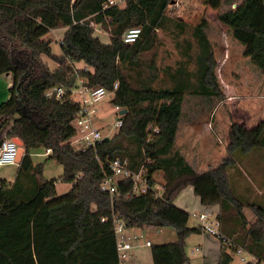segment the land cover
Wrapping results in <instances>:
<instances>
[{
    "label": "trees",
    "instance_id": "1",
    "mask_svg": "<svg viewBox=\"0 0 264 264\" xmlns=\"http://www.w3.org/2000/svg\"><path fill=\"white\" fill-rule=\"evenodd\" d=\"M172 1L128 0L124 7L105 8L106 0H0V74L13 76L10 96L0 103V138L17 136L25 147L14 181L0 177V264H122L115 215L128 227H174L176 240L152 244L153 264H185L190 259L188 236L203 230L190 227V212L174 203L189 183L204 203L220 204L217 218L227 238L221 241L219 264H233L238 246L264 260V204L238 196L229 173L239 151L264 147V121L253 127L233 121L227 156L201 173L175 149L188 90L225 97L207 19L202 16L193 25L196 45L187 40L188 61L194 59L197 66L196 83L184 65L171 72L174 84L156 86L155 60L142 58L157 44V29L170 22L178 35L188 29L187 21L168 13ZM201 2L218 10L220 21L264 74V0ZM100 23L110 32L109 44L94 35ZM61 26L68 29L61 41L63 54L56 55L49 33ZM134 26L141 27L140 36L125 42L124 32ZM44 55L59 67L52 70ZM80 60L94 71L76 68ZM79 77L108 90L118 81L110 103L128 109L111 137L81 150L70 141L77 133L73 119L81 106L69 90ZM57 85L68 91L62 98L47 96ZM155 126L159 132L148 140ZM40 148H51L48 158L63 164L61 179L72 184L67 193L58 195L57 180L43 177V163L33 158ZM117 157H128L133 169L146 163L152 182L155 173L163 171L162 196L128 195L129 179L119 181L115 196L101 190L103 178L112 173L109 162ZM246 207L254 213L252 222Z\"/></svg>",
    "mask_w": 264,
    "mask_h": 264
},
{
    "label": "crops",
    "instance_id": "2",
    "mask_svg": "<svg viewBox=\"0 0 264 264\" xmlns=\"http://www.w3.org/2000/svg\"><path fill=\"white\" fill-rule=\"evenodd\" d=\"M200 3L203 5L204 17L208 21L206 32L214 48L217 61L219 60L217 56H221L223 60L227 61L233 55L241 60L240 63L236 64V68L238 69L236 73H233L232 69H228L229 71L224 73L227 76V78L225 77L226 80L225 78L222 80L219 78V68L217 65V76L223 91L227 95L226 98L219 99L217 96H209L213 99L193 102V110L188 115L184 114L186 99L183 102L175 149L181 152L188 162L201 173L206 171L210 166L220 164L227 156V147L230 142V131L233 121L240 122L247 127H253L261 121H264V74L261 67L250 56L244 54L245 45L234 37L231 29L226 24L220 21L218 18V10L202 2ZM197 6L200 8V5ZM189 26L188 23L187 28ZM67 29L68 26H61L52 29L49 33L53 41L55 37L59 41L58 49L54 48L53 41L51 45L53 53L56 55L63 54L61 41ZM229 33L232 34V37L229 36ZM94 35L98 36L105 44L111 43L110 32L106 29L104 31L98 29ZM58 36L62 38L59 39ZM188 39L187 37H182V42L185 45L182 53L186 57ZM229 39L232 42H229ZM234 42L237 43L236 52H232L231 50V43ZM43 58L53 69L58 68L60 65L50 56L44 55ZM75 66L79 69L86 67L94 71V66L88 64L85 60L76 61ZM12 84V73L6 72L0 74V103L10 96V87ZM238 92H251L255 96L247 102V100H242L238 96ZM110 101L107 104H110ZM45 151L44 154L46 156L51 152H47L46 149ZM34 161L35 163L41 162H37L35 159ZM15 165L16 170L13 178L0 177L11 182L14 181L19 163ZM242 166H248L253 173H257L255 180H261V186L264 187V147H256L246 153H237V165L229 169L230 175L233 171H242ZM261 194L263 195L264 192L262 191ZM188 200L192 203V206L185 202ZM174 203L193 215V220L189 219L188 221L190 227L201 226L202 220L199 217L200 213L208 212L212 217H217L220 211L219 202L211 204L204 203L201 196L196 193L195 186L191 183L187 184L177 194ZM125 232L131 237L134 246L130 249L127 260L122 264H153L152 244L177 239V232L174 230L170 231L168 226L157 227L145 225L143 227H128ZM147 240H151L150 245L147 244ZM187 245L193 247V256L188 252L190 259L185 264H219L222 242L214 235L203 230L193 233L188 236ZM197 251H201L199 255H196ZM232 263L234 264V260Z\"/></svg>",
    "mask_w": 264,
    "mask_h": 264
},
{
    "label": "rangeland",
    "instance_id": "3",
    "mask_svg": "<svg viewBox=\"0 0 264 264\" xmlns=\"http://www.w3.org/2000/svg\"><path fill=\"white\" fill-rule=\"evenodd\" d=\"M200 0H173L171 5L168 8V13L172 16H176L180 19L186 20L189 23V28L185 31V33L178 35V29L173 28L172 23L170 22L165 28H159L157 29V44L154 46L153 49L145 52L142 56V58L149 62L152 58L155 60V64L157 65V71L159 73V78L155 82L156 86H168L174 84L176 79H173L171 77V72H176V70L185 65V68L192 72V81L196 83V63L195 60H189L188 58L183 55L182 49L185 46L182 42V37H187L189 39H192L196 45V40L194 36L192 35L193 25L200 21L201 17L204 16L205 12L203 11V5L200 3ZM200 5V8H198ZM100 29V31H104L106 29L103 24H96L94 33H97V30ZM107 30V29H106ZM229 36L232 37V34L229 33ZM59 39L62 38L61 36H58ZM227 38V37H226ZM233 39V38H232ZM229 42H232V40L229 39ZM236 42L231 43V50L232 52L237 51ZM53 46L55 49H58L59 47V41H57L56 37L53 41ZM193 52L197 51V47H194ZM235 54V53H233ZM185 56V57H184ZM233 55L230 59L227 61L223 60L221 56L218 60V76L222 80L225 77V72L229 71L228 69H232L233 73H236L238 69L236 68V64L240 63L241 60L237 57H234ZM180 61H183L181 64ZM225 78V80H226ZM226 82V81H225ZM224 82V83H225ZM193 88V86L191 87ZM238 96L241 97L243 100H247L249 102L251 99L254 98V93L251 92H238ZM113 95H108L103 101H101L98 106L100 108V116L101 118L98 121V126H102V130L104 131V134L110 135V137L117 131L118 128L114 127V122L116 120V113L110 111H107L111 108V104H107L109 100H111ZM227 95L225 94V97H219L220 98H226ZM186 103H185V111L184 114L188 115L191 110H193L194 103L197 101H208L209 99H213L209 96L199 95L188 92L186 93ZM114 111V110H113ZM73 146L77 150H81L86 148V146L83 143L80 142H72ZM44 148L38 149L36 152H34L33 156L34 159L38 162L41 161L44 165V172L43 177L45 179H56L57 180V190L58 195H63L67 193L70 189L72 184L65 182L61 179V175L63 174V164L57 162L54 159L48 158L46 156ZM238 153H241L240 151ZM18 160H19V154H18ZM242 171L239 170V172H231L232 181L236 190V193L238 196H240L244 200H253L256 202H260L264 204V194L262 195V191L264 192V187L261 186L262 181L261 180H255V176L257 173H253L252 170L248 168V166H242ZM16 170L15 164H6V165H0V176L2 177H8L13 178L14 172ZM155 180L160 182L161 184L164 183V173L163 171H158L155 173ZM250 196V197H249ZM190 206H192V203L190 201H185ZM186 204V203H185ZM193 212V211H192ZM245 212L247 214L248 219L252 222L255 220V216L253 211L250 207L245 208ZM191 215V214H190ZM191 220H193V215L190 216ZM169 230L176 231L174 227L168 226ZM192 246L186 245L187 253H192ZM201 251H197L196 255H199ZM234 253V264H245V261L241 259V256ZM248 257L250 255H247ZM128 258V257H127ZM125 259V261L127 260Z\"/></svg>",
    "mask_w": 264,
    "mask_h": 264
},
{
    "label": "built area",
    "instance_id": "4",
    "mask_svg": "<svg viewBox=\"0 0 264 264\" xmlns=\"http://www.w3.org/2000/svg\"><path fill=\"white\" fill-rule=\"evenodd\" d=\"M128 0H106L104 7L119 6L124 7ZM101 24V23H100ZM141 27L134 26L127 29L123 34L125 42L132 43L138 39L141 34ZM54 70L52 67H50ZM79 69V68H78ZM88 69V68H83ZM90 70V69H89ZM119 86V82L116 81L113 90H108L105 86H89L86 84L84 77H79L77 84L72 87L70 91V98L79 102L81 109L79 113L73 119L74 125L77 127L76 135L70 140L72 142L83 143L86 147L95 146L106 137H110L108 134H104V131L98 126V121L101 118L100 108L98 104L103 101L108 95H113L115 89ZM68 91L64 86L57 85L49 88L46 91L47 96L55 95L58 98H62ZM111 104V103H110ZM120 105L111 104V110L115 112L116 120L114 127L118 128L123 124V114L120 113ZM114 110V111H113ZM159 132V127H153L148 135V140L152 139L154 134ZM18 149L19 145L14 140V137L5 138L0 146V165L17 164L18 163ZM51 151V148L47 149V152ZM128 157H117L109 162V167L112 170L111 174H106L103 178L100 187L101 190L110 193L112 196L118 193V183L121 180L129 179L131 181V188L128 191V195L139 196L148 192H151L155 197L162 196V184L155 180L152 182L149 175L146 163L142 164L138 169H133L129 165ZM199 217L202 220L201 227L203 231H206L222 241L226 239V235L220 230V220L217 217H212L208 212L200 213ZM103 220L106 218L103 217ZM114 229L117 236V247L121 262L124 263L128 257L130 249L134 246L132 239L128 236L125 230L128 228L124 219L119 216L113 217ZM147 244H151V240H147ZM234 252L241 256V259L245 263L252 261L255 264H264V260L260 259L256 255L248 252L244 247L238 246ZM234 254V253H233ZM247 255H250L249 257Z\"/></svg>",
    "mask_w": 264,
    "mask_h": 264
},
{
    "label": "water",
    "instance_id": "5",
    "mask_svg": "<svg viewBox=\"0 0 264 264\" xmlns=\"http://www.w3.org/2000/svg\"><path fill=\"white\" fill-rule=\"evenodd\" d=\"M128 111L127 108H123L121 109L120 113L121 114H124ZM5 140V137H2L0 138V146L2 145L3 141ZM14 140L18 143L19 145V149H18V154H19V160H18V163L21 162L22 158H23V155L25 154V147L23 146V141L21 138L19 137H14Z\"/></svg>",
    "mask_w": 264,
    "mask_h": 264
}]
</instances>
